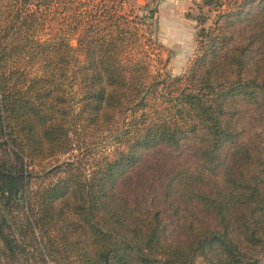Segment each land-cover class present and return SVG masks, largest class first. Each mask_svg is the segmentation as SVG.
Segmentation results:
<instances>
[{
	"label": "trees",
	"instance_id": "trees-1",
	"mask_svg": "<svg viewBox=\"0 0 264 264\" xmlns=\"http://www.w3.org/2000/svg\"><path fill=\"white\" fill-rule=\"evenodd\" d=\"M207 5L173 77L127 0H0V264L264 260V0Z\"/></svg>",
	"mask_w": 264,
	"mask_h": 264
},
{
	"label": "rangeland",
	"instance_id": "rangeland-1",
	"mask_svg": "<svg viewBox=\"0 0 264 264\" xmlns=\"http://www.w3.org/2000/svg\"><path fill=\"white\" fill-rule=\"evenodd\" d=\"M209 0H127L128 12L135 13L147 18V28L164 45L162 51L163 61L166 64H158L155 69H161L163 73H168L173 77H178L186 71L189 62L194 57L197 49V39L202 29L210 28L216 16L214 8L208 7ZM218 1V0H215ZM115 131L109 134L100 135L96 138L93 146L92 159H100L103 156L113 154L115 150L114 141ZM78 151H74L66 156L54 160L50 165L40 167H31L33 171L34 188L41 182L40 173L42 169H48L50 166L58 164V161L72 159ZM260 264H264L261 260Z\"/></svg>",
	"mask_w": 264,
	"mask_h": 264
}]
</instances>
